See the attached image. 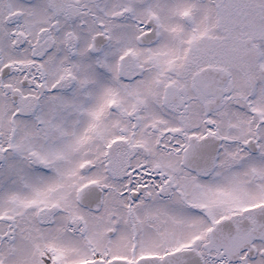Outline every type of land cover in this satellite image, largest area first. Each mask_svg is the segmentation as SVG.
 Instances as JSON below:
<instances>
[{
	"label": "snow or ice",
	"instance_id": "obj_1",
	"mask_svg": "<svg viewBox=\"0 0 264 264\" xmlns=\"http://www.w3.org/2000/svg\"><path fill=\"white\" fill-rule=\"evenodd\" d=\"M0 264H264V0H0Z\"/></svg>",
	"mask_w": 264,
	"mask_h": 264
}]
</instances>
